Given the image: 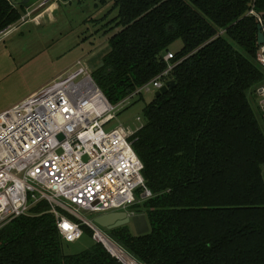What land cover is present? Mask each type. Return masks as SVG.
I'll return each instance as SVG.
<instances>
[{
	"label": "trees",
	"instance_id": "trees-1",
	"mask_svg": "<svg viewBox=\"0 0 264 264\" xmlns=\"http://www.w3.org/2000/svg\"><path fill=\"white\" fill-rule=\"evenodd\" d=\"M115 7L121 29L92 64L112 104L166 70L173 43L183 46L167 77L174 87L145 105L131 137L152 196L141 198L139 189L130 209L146 214L150 230L137 234L127 224L106 234L140 264H264V131L248 96L264 85L260 23L249 13L264 16V0H116ZM26 12L22 0H0V31ZM65 242L41 200L0 227V264H125L100 241L78 253L65 252Z\"/></svg>",
	"mask_w": 264,
	"mask_h": 264
},
{
	"label": "built area",
	"instance_id": "built-area-1",
	"mask_svg": "<svg viewBox=\"0 0 264 264\" xmlns=\"http://www.w3.org/2000/svg\"><path fill=\"white\" fill-rule=\"evenodd\" d=\"M249 13L264 24V16L254 8ZM20 24L1 30L0 41ZM173 57L168 52V68L117 104L98 86L90 64L80 59L50 84L1 113L0 227L47 200L67 241L83 237L82 225L87 224L93 238L103 243L100 235L109 236L86 213L138 214L130 209L140 200L138 190L142 189L141 198L152 196L145 184L144 164L131 140L143 123L133 130L109 124L131 98L151 91L152 86L160 89L168 81L175 66ZM258 59L264 67V43ZM257 92L264 110V85ZM138 120L142 122L141 117Z\"/></svg>",
	"mask_w": 264,
	"mask_h": 264
},
{
	"label": "rangeland",
	"instance_id": "rangeland-1",
	"mask_svg": "<svg viewBox=\"0 0 264 264\" xmlns=\"http://www.w3.org/2000/svg\"><path fill=\"white\" fill-rule=\"evenodd\" d=\"M115 2L41 0L27 9L19 28L0 41V114L50 84L80 59L93 69V62H99L109 48L110 37L121 29L115 26L119 15ZM182 46V40H177L170 46V51L175 53ZM157 91L152 86L151 91H143L131 98L116 111L109 127L124 126L133 130L141 125L143 108ZM248 96L264 131V120L259 114H264L259 103L261 95L250 91ZM85 216L94 219L97 215L86 213ZM130 225L134 228L132 223ZM101 229L107 233V228ZM94 241L89 232H84L80 239L65 242L64 249L67 253H78L89 248Z\"/></svg>",
	"mask_w": 264,
	"mask_h": 264
},
{
	"label": "water",
	"instance_id": "water-1",
	"mask_svg": "<svg viewBox=\"0 0 264 264\" xmlns=\"http://www.w3.org/2000/svg\"><path fill=\"white\" fill-rule=\"evenodd\" d=\"M39 1L41 0H22V4L26 9H29L33 5L38 3ZM258 43L260 45L264 43V24L263 25L259 24L258 26ZM174 85H175V81L173 79L168 80L160 89H158V91L156 92V96L166 93L170 88L174 87ZM60 137L62 138V135H60ZM94 221L99 226L107 228L108 230L114 229V228H117L123 225H127L130 223L133 224L134 229L137 234H144V233L149 232L150 230V224H149L148 218L145 213H138L130 217L127 211H111V212L97 215L94 218Z\"/></svg>",
	"mask_w": 264,
	"mask_h": 264
},
{
	"label": "bare ground",
	"instance_id": "bare-ground-1",
	"mask_svg": "<svg viewBox=\"0 0 264 264\" xmlns=\"http://www.w3.org/2000/svg\"><path fill=\"white\" fill-rule=\"evenodd\" d=\"M103 243L106 247L113 252L115 255L121 257V259L126 262V264H138L131 256H129L120 246H118L114 241H112L106 235H100Z\"/></svg>",
	"mask_w": 264,
	"mask_h": 264
},
{
	"label": "snow or ice",
	"instance_id": "snow-or-ice-1",
	"mask_svg": "<svg viewBox=\"0 0 264 264\" xmlns=\"http://www.w3.org/2000/svg\"><path fill=\"white\" fill-rule=\"evenodd\" d=\"M68 226L67 225H65V228H67Z\"/></svg>",
	"mask_w": 264,
	"mask_h": 264
}]
</instances>
